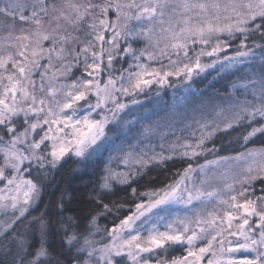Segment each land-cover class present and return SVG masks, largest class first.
Segmentation results:
<instances>
[{"label": "snow or ice", "instance_id": "1", "mask_svg": "<svg viewBox=\"0 0 264 264\" xmlns=\"http://www.w3.org/2000/svg\"><path fill=\"white\" fill-rule=\"evenodd\" d=\"M0 264H264V0H0Z\"/></svg>", "mask_w": 264, "mask_h": 264}, {"label": "trees", "instance_id": "2", "mask_svg": "<svg viewBox=\"0 0 264 264\" xmlns=\"http://www.w3.org/2000/svg\"><path fill=\"white\" fill-rule=\"evenodd\" d=\"M225 84V81L220 80L217 81L214 85V87L216 88H223ZM202 86V85H201ZM212 89H209V92H211ZM171 98V97H170ZM167 99V98H166ZM257 144H259V141L257 142ZM178 166V165H177ZM75 167L74 165H72L71 163L66 166V168L63 170V175H64V180H65V184L64 187H67L69 190L73 189V188H79L81 187L80 181L74 179V173L71 171V169ZM169 167H171V165H169ZM152 176H157V175H161L160 170H154L151 173ZM123 196L122 192H117V194L115 196L112 197V199H119ZM100 223L103 225L105 222L104 221H100Z\"/></svg>", "mask_w": 264, "mask_h": 264}, {"label": "rangeland", "instance_id": "3", "mask_svg": "<svg viewBox=\"0 0 264 264\" xmlns=\"http://www.w3.org/2000/svg\"><path fill=\"white\" fill-rule=\"evenodd\" d=\"M168 91V96L166 97L167 99H170V97L172 96V94H173V89H168L167 90ZM259 144H257V146H258Z\"/></svg>", "mask_w": 264, "mask_h": 264}]
</instances>
